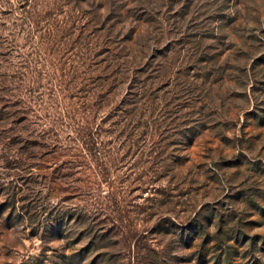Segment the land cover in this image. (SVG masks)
<instances>
[{"label":"rangeland","instance_id":"obj_1","mask_svg":"<svg viewBox=\"0 0 264 264\" xmlns=\"http://www.w3.org/2000/svg\"><path fill=\"white\" fill-rule=\"evenodd\" d=\"M0 264H264V0H0Z\"/></svg>","mask_w":264,"mask_h":264},{"label":"trees","instance_id":"obj_2","mask_svg":"<svg viewBox=\"0 0 264 264\" xmlns=\"http://www.w3.org/2000/svg\"><path fill=\"white\" fill-rule=\"evenodd\" d=\"M84 144H88V143L84 142Z\"/></svg>","mask_w":264,"mask_h":264}]
</instances>
